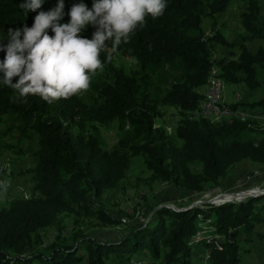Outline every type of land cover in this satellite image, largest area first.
Listing matches in <instances>:
<instances>
[{
	"label": "trees",
	"instance_id": "16d2710c",
	"mask_svg": "<svg viewBox=\"0 0 264 264\" xmlns=\"http://www.w3.org/2000/svg\"><path fill=\"white\" fill-rule=\"evenodd\" d=\"M24 2L0 0V47L7 44L9 28L31 27L38 12L57 4V0H44L36 12L26 13L19 7ZM80 2L89 9L93 4V0H64L59 23H68V12ZM165 2L163 15L146 17L110 62L107 52L100 53L103 69L96 73L102 72L91 76L86 91L49 103L37 95L20 97L0 79V152L11 148L7 138H17L28 141L34 159L27 171L32 196L16 198L0 209V264H130L132 258L141 262L144 256L149 258L147 264H244L253 253L250 245L264 238L256 230L264 227V196H257L218 206L161 207L148 222L133 225L116 241L88 238L75 221L78 228L68 238L60 230L56 240L43 246L41 231L60 229L62 214L118 225L120 219L110 216L99 202L105 193L120 187L134 157H142L152 181L184 192L217 187L233 166L244 161L264 166V126L250 120L210 122L187 117L196 111L202 100L199 91L206 88L213 70L221 86L224 82L243 83L251 90L261 87L264 44L254 52L247 46L264 43L260 0ZM233 2L245 3L240 14L244 34L228 42L212 25L214 33L206 35L203 21L224 15ZM95 30L88 25L79 35L91 39ZM48 34L53 35L50 29ZM213 42L235 51L214 60ZM5 55L0 50V62ZM115 55L134 57L137 62L126 72L116 67ZM161 106L176 108L183 117L175 129L176 142L155 126ZM254 107L264 115V99ZM4 117L10 123L3 130ZM113 122L118 123L120 135L107 150L95 125ZM198 234L201 237L193 238ZM194 257L204 262L196 263Z\"/></svg>",
	"mask_w": 264,
	"mask_h": 264
},
{
	"label": "rangeland",
	"instance_id": "374dc122",
	"mask_svg": "<svg viewBox=\"0 0 264 264\" xmlns=\"http://www.w3.org/2000/svg\"><path fill=\"white\" fill-rule=\"evenodd\" d=\"M260 2L264 12V0H260ZM244 8V2H233L224 15L215 16L213 19H205L202 27L206 35L214 33V31L212 32V25H214L215 31L219 32L220 36L226 41L239 40L241 35L244 34L240 23V14ZM213 44L215 45L212 49V59L214 60L228 58L230 57L229 51H235V49L214 42ZM263 44L262 41H255L247 44V46L251 52H254L259 45ZM114 63L116 67H122L126 72L134 68L129 58L124 55H115ZM101 72L96 73L95 77L100 76ZM221 91V99L224 104L228 107L233 103L240 104L241 106L237 107L247 112V117L244 120L254 121L256 126L259 127L264 126V115L261 114V108H251L252 104L264 99V79L261 87L257 90L248 89L243 83L227 85L223 82ZM199 92L202 94L203 99L206 88H201ZM187 117L190 119L200 118L194 112ZM182 119L180 111L176 108L161 106L160 115L155 120V126L164 129L166 135L175 141V129ZM206 120L210 122L218 121L214 118ZM9 123L10 119L4 117L2 129L4 130ZM95 127L103 140L104 147L107 150L112 149L120 135L118 123L97 124ZM6 143L11 148L0 152V182L7 181L8 187L6 191L0 188V209L8 207L9 203L16 198H29L32 196V182L27 171L33 167L34 159L28 151V141L19 142L17 138H7ZM149 175L143 165L142 157H134L126 178L121 182L120 187L117 190L105 193L101 197L99 202L101 208L113 218H119L120 223L118 225L110 226L92 218L76 219L72 215L62 214L60 216V229L46 228L41 231L44 240L43 246H47L56 240L60 230L68 238L78 228L75 227V221L79 222L80 229L88 238L101 242L116 241L127 234L133 225L148 222L154 212L161 207L188 209L208 205L218 206L228 202L239 203L259 193H261L260 196H264V166L247 161L233 166L228 175L219 181L217 187L203 192H184L171 184L152 181ZM262 201L264 203V198ZM121 219H125L126 222L122 223ZM263 229V227L258 226L256 230L262 233ZM250 246L253 253L245 259L244 264L264 263V238L257 242L254 241ZM26 255L29 256L30 252L27 251ZM141 259L142 261L138 262L137 258H132L130 264H147L149 262L147 256ZM192 259L196 263L204 262L202 257Z\"/></svg>",
	"mask_w": 264,
	"mask_h": 264
},
{
	"label": "clouds",
	"instance_id": "9594fccd",
	"mask_svg": "<svg viewBox=\"0 0 264 264\" xmlns=\"http://www.w3.org/2000/svg\"><path fill=\"white\" fill-rule=\"evenodd\" d=\"M43 3L25 0L19 7L26 13L36 12ZM165 8V0H93L91 9L83 2L73 5L69 22L61 24L64 0H57L53 9L38 12L31 27L8 29L7 44L0 47L6 53L0 62V79L20 97L37 95L49 103L68 99L86 91L91 76L103 69L102 51L110 62L146 17L157 18ZM88 25L96 29L91 39L79 35ZM129 59L137 62L134 57ZM13 78H18L16 83ZM7 187V181L0 182V188L6 191Z\"/></svg>",
	"mask_w": 264,
	"mask_h": 264
},
{
	"label": "bare ground",
	"instance_id": "6f19581e",
	"mask_svg": "<svg viewBox=\"0 0 264 264\" xmlns=\"http://www.w3.org/2000/svg\"><path fill=\"white\" fill-rule=\"evenodd\" d=\"M217 72L213 70L211 78L206 85V94L204 98L199 102L196 111L194 112L197 116L206 119L215 120H226V119H236V120H244L247 117V112L240 110L238 107L232 109L235 113H231L228 116V105L224 104L221 99L222 95V86L220 81L218 80V84H213L217 81L216 78ZM211 87V92H210ZM217 95V96H215ZM214 106V114L209 112V109L213 108ZM246 119V118H245Z\"/></svg>",
	"mask_w": 264,
	"mask_h": 264
},
{
	"label": "built area",
	"instance_id": "2783aa9c",
	"mask_svg": "<svg viewBox=\"0 0 264 264\" xmlns=\"http://www.w3.org/2000/svg\"><path fill=\"white\" fill-rule=\"evenodd\" d=\"M213 84H218V79H217V81H215ZM210 92H211V87H210ZM215 96H217V95H215ZM209 112H211V113L214 114V112H215V110H214V106H213V108L209 109ZM231 113H235V112L232 110V106L230 105V106H229V110H228V116H229ZM124 222H126V220H125V219H122V223H124ZM199 237H201V234H198V235L194 236L193 238H199ZM134 264H135V263H134ZM137 264H138V263H137Z\"/></svg>",
	"mask_w": 264,
	"mask_h": 264
},
{
	"label": "water",
	"instance_id": "95a60500",
	"mask_svg": "<svg viewBox=\"0 0 264 264\" xmlns=\"http://www.w3.org/2000/svg\"><path fill=\"white\" fill-rule=\"evenodd\" d=\"M261 195V193H259V194H255V195H253V196H251V197H257V196H260Z\"/></svg>",
	"mask_w": 264,
	"mask_h": 264
},
{
	"label": "crops",
	"instance_id": "0c3cea01",
	"mask_svg": "<svg viewBox=\"0 0 264 264\" xmlns=\"http://www.w3.org/2000/svg\"><path fill=\"white\" fill-rule=\"evenodd\" d=\"M222 96V95H221ZM223 102V101H222ZM227 102V101H226ZM229 103V102H228ZM261 227H263V226H261ZM264 228V227H263ZM257 229V228H256ZM264 230V229H263ZM258 231V230H257ZM260 231V230H259ZM262 234L264 235V231H262Z\"/></svg>",
	"mask_w": 264,
	"mask_h": 264
}]
</instances>
